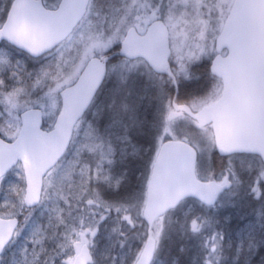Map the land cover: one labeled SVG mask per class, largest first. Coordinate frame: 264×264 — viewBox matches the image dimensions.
Returning a JSON list of instances; mask_svg holds the SVG:
<instances>
[{"label":"snow or ice","instance_id":"obj_1","mask_svg":"<svg viewBox=\"0 0 264 264\" xmlns=\"http://www.w3.org/2000/svg\"><path fill=\"white\" fill-rule=\"evenodd\" d=\"M193 65L200 69L197 79L204 82V94L178 103L163 85L175 86L178 93L181 79L192 78ZM224 65L250 74L256 116L264 129V0H121L108 5L98 0H4L0 264H98L91 247L110 221L121 237V264H152L164 217L144 212L146 226L142 223L143 233L136 234L133 211L137 204L150 205L161 187L173 193L172 207L188 198L199 201L203 211L186 214L181 228L203 237L201 264H222L227 237L217 227L220 221L206 213L216 209L218 193L226 186L235 189L234 195L244 189L251 201L250 216L240 217L235 245L228 241L232 264H264V180L245 186L235 166V157L245 154L226 152L203 123L193 120L190 138L184 140L169 132L172 118L181 112L202 113L208 101L220 107L234 102L236 82ZM142 67L159 81L161 97L167 96L169 126L157 137L142 189L121 192L122 180L104 174L103 161L109 170L115 163L114 147L95 162L88 158L101 146L93 143L96 130L85 117L106 80L118 81L111 90L114 107L124 86H136ZM173 150H182L183 158L166 162ZM197 152L208 154L210 171L203 179ZM217 152L227 157L219 181L212 169ZM260 167L264 169V158ZM54 173L59 184L53 183ZM93 180L118 195L105 199ZM37 208L48 212V223L29 229L36 224ZM225 223H231L230 216ZM129 232L139 239L134 249Z\"/></svg>","mask_w":264,"mask_h":264},{"label":"rangeland","instance_id":"obj_2","mask_svg":"<svg viewBox=\"0 0 264 264\" xmlns=\"http://www.w3.org/2000/svg\"><path fill=\"white\" fill-rule=\"evenodd\" d=\"M3 2L4 0H0V5ZM98 3L103 5L119 4L121 0H98ZM140 73L142 75L138 74L136 86H124V91L115 98L116 103L114 107H112L113 96L111 90L116 87L118 81L115 77L108 79V82L100 91L85 117L87 123H90L96 130V139L93 143L101 146L95 149V155L89 154L88 158L95 162L100 158L101 152H107L110 145L114 147L115 163L109 170L107 161H103L104 174L111 175L113 181L116 179L122 180L121 192L127 189L136 191L142 189L149 173L150 161L157 148V137L163 133L166 126H169L166 120L167 110L164 106L167 96L161 97V85L159 81L149 78L147 68L142 67ZM194 77L196 76L192 75L190 80ZM129 87L131 88V95L127 94ZM163 87L165 89L164 85ZM125 105H127V108H125ZM192 121V119L185 116L176 115L171 120L169 132L179 139H185L186 136L190 138V133L193 130ZM142 126L148 128L147 131L151 136H148V133L142 129ZM86 127L87 125H85ZM206 128L208 134L213 137L209 127L206 126ZM145 136L147 140H145ZM80 138L82 139L83 136L81 135ZM207 160L208 154L206 152H199L197 171L202 179L206 178L210 171L206 166ZM226 162L227 160L225 164ZM260 162L259 158L252 155H244L243 159L240 156L235 157L236 171L239 174V179L244 182L245 186L253 183L257 178H261L260 173L263 169L260 167ZM212 169L216 172L215 178H221V171L215 169L213 163ZM93 174L95 175V171ZM12 179L14 181L15 177ZM52 180L53 183L59 184V174L54 173ZM93 184L97 188L104 187L106 190L116 193L114 189L109 188L105 183L95 184V180H93ZM234 191V188L229 187L220 196L216 209L213 210L214 216L218 217L220 222L224 223V226L231 224L233 230L235 227L238 229L240 226L241 216L246 214L250 216L251 213V209L247 207L251 201L244 195L245 190L242 189L239 194L235 195L233 194ZM197 202L194 199H187L178 208L163 216L165 230L158 252L162 249V244L166 243V240L168 247H171L174 237L178 239L179 243L186 242L188 245L195 244L199 240L200 235H194L181 228L186 214L203 211L199 202L198 204ZM143 208L144 205L142 203L137 204V208L133 211V218L136 224L139 223V219L137 218L142 215ZM137 213H140V215L137 216ZM48 215V212L43 208H37L33 214V220L36 221V224H30L29 229L37 225H47ZM229 216L231 217V223L226 224L225 217ZM115 226L114 221L107 222L93 241L92 250L98 264H112L113 257L117 258V264H121L119 257L122 253L118 244L121 237L118 233L112 231ZM143 231L144 229H138L136 225V234H142ZM236 231L235 233L231 232L226 235L225 244L228 245L229 240L233 242L234 238L236 241ZM27 232L28 229H25V234ZM129 243L133 249L139 246V239L132 232H129ZM9 259H11V253H9ZM173 260L175 264H178L177 257H174Z\"/></svg>","mask_w":264,"mask_h":264},{"label":"water","instance_id":"obj_3","mask_svg":"<svg viewBox=\"0 0 264 264\" xmlns=\"http://www.w3.org/2000/svg\"><path fill=\"white\" fill-rule=\"evenodd\" d=\"M223 70L234 76L236 82L234 102L222 107L213 104L202 113L192 112L191 116L201 123L212 124L214 137L218 138L226 152L256 154L264 158V129L260 127L256 116V106L250 91V74L236 65H224ZM182 158V150H173L166 155L165 161L176 162ZM172 198L173 193L161 187L154 195L151 204L145 206L144 212L163 215L183 201L172 207L170 206Z\"/></svg>","mask_w":264,"mask_h":264},{"label":"trees","instance_id":"obj_4","mask_svg":"<svg viewBox=\"0 0 264 264\" xmlns=\"http://www.w3.org/2000/svg\"><path fill=\"white\" fill-rule=\"evenodd\" d=\"M192 74H194V76L196 75V77H194L192 80L181 79L179 91L176 98V101L178 103L190 102L193 97L204 94V82L197 79V77L200 75V69L197 65L192 66ZM164 86L167 90L166 92L171 95L172 98H174L175 87L168 85L167 83H165ZM210 103L211 101H208V104ZM142 129L148 133V136H151L147 131V127L142 126ZM145 138L147 139L146 136ZM225 160L226 159L224 157L216 153L212 162L215 169L221 171L225 167ZM206 214L211 215L219 220L218 217L214 216L215 214L213 211ZM137 219H139V223L136 224L138 229L142 228V223H144V225L146 226L145 221H143L141 217ZM223 224V222H220L217 227L223 229L225 235L230 234L231 232L235 233V231L237 230L236 227L233 230L231 224L229 226H224ZM202 239L203 237L200 235L199 240L195 244L188 245L186 242L179 243L178 239L174 237L171 247H168V243L166 240V243L162 244V249H160V251L157 253V259L154 264H175L173 260L174 257L178 258V264H201L204 255V249L201 247ZM233 245H235V238L233 239ZM181 248H183L184 251H181ZM222 264H232V252L228 249L227 244H225V259L222 261Z\"/></svg>","mask_w":264,"mask_h":264}]
</instances>
